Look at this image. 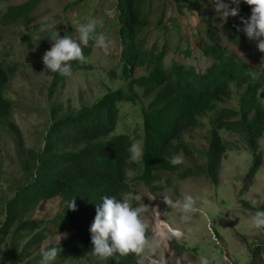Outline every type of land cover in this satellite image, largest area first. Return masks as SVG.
Here are the masks:
<instances>
[{"label": "trees", "instance_id": "16d2710c", "mask_svg": "<svg viewBox=\"0 0 264 264\" xmlns=\"http://www.w3.org/2000/svg\"><path fill=\"white\" fill-rule=\"evenodd\" d=\"M41 0L10 5L3 14L7 24L28 22ZM76 0L66 8L76 7ZM118 35L122 46L120 72L110 76L120 80L116 89H108L89 105L64 111L61 104L50 108L49 123L40 148L23 149L22 178L5 201L0 219V264H39L42 244L51 236L68 233L56 247L53 264L76 258L82 264H136L132 253L110 257L93 256L89 227L95 208L105 196L117 199L130 191L128 171L146 187L158 191L162 174L219 181L221 162L228 150H239L221 131L237 137L251 155V163L240 191L244 195L253 177L264 163L259 140L264 136V66L256 42L242 31L240 17L250 15V6L241 4L236 17L221 23L206 0H176L179 11L208 8L202 15V31L193 33L203 65L187 64L178 58L165 64L167 46H149L146 30L150 25L152 0H115ZM227 2V0H226ZM161 25V20L158 22ZM30 36L24 41L32 44ZM82 47L84 60L73 61L72 72L89 70L92 41ZM244 47L243 51L240 50ZM192 56L190 49L181 53ZM140 70V74H135ZM17 73L14 64L0 60V121L17 132L11 120L13 101L7 86ZM67 77L53 73L50 95L66 85ZM234 102L235 106L226 105ZM139 106L142 128V156L129 159L127 148L133 139L118 127L123 104ZM206 127L205 148L185 139L198 127ZM197 157L192 166H173V155ZM59 199V209L49 219L32 217L40 202ZM73 200L75 210L67 209ZM243 208L256 212L261 207L239 200ZM177 249L180 245L173 243ZM46 247V248H48ZM246 264H264V243L250 248Z\"/></svg>", "mask_w": 264, "mask_h": 264}, {"label": "rangeland", "instance_id": "374dc122", "mask_svg": "<svg viewBox=\"0 0 264 264\" xmlns=\"http://www.w3.org/2000/svg\"><path fill=\"white\" fill-rule=\"evenodd\" d=\"M26 1L0 0V60L14 64L17 68V73L7 86V95L13 101L11 120L19 130L18 135L0 121L1 220L4 203L23 175L20 167L24 157L23 149H38L42 145L51 106L61 104L64 111L78 109L121 84L119 79L109 74L111 70L119 73L121 66L122 46L117 32L115 0H84L70 8H66L67 5L76 0H41L28 22L7 24L3 21L8 6ZM208 8L212 9L210 5ZM208 8L197 10L184 6L178 11L176 0H152L146 37L149 46L157 44L158 47H168L166 66L175 58L187 64L203 65L193 33L202 31V15L208 13ZM92 18L98 22L92 35L103 32L111 44L107 49H100L94 47L92 42V51L88 57L91 68L73 71L67 77L65 87L50 95L48 86L53 73L48 72L41 61L44 52L52 46V41L46 35L56 31L58 37L71 38L80 23ZM160 20L161 25L158 24ZM42 26L46 27L41 32L39 29ZM25 35L30 36L32 44L23 40ZM186 49L192 53L188 59L181 54ZM140 73V70L135 72ZM226 105L235 106L233 101ZM120 113L118 127L133 142L142 146L139 106L123 104ZM221 132L227 140L236 142L239 150H228L221 162L217 185L199 178L178 181L174 175L163 173L160 184L166 186L154 191L135 178V171H128L130 191L125 196L131 206L141 207V219L146 225L145 234L155 244L153 251L145 250L143 264H246L251 258L250 248L264 243V228H253L248 222V218L255 212L243 208L239 203V200H246L264 210V163L253 177L247 192L241 195L251 155L237 137ZM206 133V127L202 126L184 138L199 148H205L203 137ZM259 145L264 152V136L259 140ZM180 157L184 167L200 162L197 157ZM165 195L173 201L183 195H191L195 211L188 220L181 222L180 213L164 203ZM59 204V199L40 202L32 217L49 219L58 211ZM170 230L179 231L180 237H173ZM67 236L68 233L51 236L41 247L59 244ZM173 243L181 248L177 249ZM63 264L82 263L71 258Z\"/></svg>", "mask_w": 264, "mask_h": 264}, {"label": "clouds", "instance_id": "9594fccd", "mask_svg": "<svg viewBox=\"0 0 264 264\" xmlns=\"http://www.w3.org/2000/svg\"><path fill=\"white\" fill-rule=\"evenodd\" d=\"M208 2L221 23L226 22L228 17L238 16L241 4L250 6V15L247 18L240 17L243 27L242 29L238 27L237 31H242L248 40L256 42V49L261 53L260 64L264 66V0H227V2L226 0H208ZM97 23L94 18L80 23L75 28V35L71 38L58 37L56 31L46 35L52 41V46L41 57L44 68L50 73L69 77L72 74L71 62L84 60L81 46L87 47L92 40L94 47L107 49L111 40L103 32L92 35L97 28ZM45 27L42 26L39 31H44ZM142 151V146L136 142L130 143L127 148L129 159L132 161L141 158ZM168 162L176 166L183 161L179 155L173 154L168 158ZM163 201L180 213L181 222L188 220L190 214L195 211L194 198L191 195H183L175 201L165 195ZM67 209L75 210L73 200L68 202ZM141 212V207L131 206L127 196L119 199L113 196L103 197L95 208V216L89 227L91 254L103 259L114 253L120 255L132 253L136 257V264H143L145 250L153 251L155 244L145 234L146 225L141 219ZM248 222L253 228H264V210L256 211L248 218ZM170 232L176 238L181 235L179 231L170 230ZM57 255L56 247H41L39 264H53Z\"/></svg>", "mask_w": 264, "mask_h": 264}]
</instances>
